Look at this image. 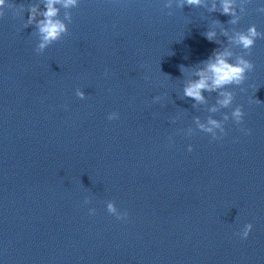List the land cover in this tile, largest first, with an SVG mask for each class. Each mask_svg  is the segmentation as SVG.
I'll use <instances>...</instances> for the list:
<instances>
[{"label": "clouds", "instance_id": "9594fccd", "mask_svg": "<svg viewBox=\"0 0 264 264\" xmlns=\"http://www.w3.org/2000/svg\"><path fill=\"white\" fill-rule=\"evenodd\" d=\"M174 0H166L164 7L172 9ZM248 0H219V7L214 2L208 7L207 0H175V5L183 9L185 6L191 8H206L209 13L219 12L222 15L229 16L227 24L236 26L246 14V4ZM80 0H42V3L30 4L26 9L24 5L17 7L7 0H0V18L4 17L5 9H15L16 15H22L25 11L29 13L25 27L33 26L35 36L38 39L35 51L42 54L48 47L63 39L68 34V25L72 23L71 9L79 7ZM61 9L69 10L61 18ZM257 11L264 13V7L258 8ZM173 13L169 11L167 15ZM213 25L220 26L219 36L226 38L227 43L222 42L218 38V33L214 28H207L202 35L209 41L220 45L213 50L212 54L205 60L200 61L204 67H196L194 75L196 79L189 80L183 87V97L190 98L194 101L193 106L197 104H206L207 99L205 93H216L217 98L215 105L211 106L208 111L210 113H220L222 109L232 108L235 99V93L230 89L241 87L248 78V73L255 70V64L248 58L251 56L257 39H264V32L257 29L256 25H250L246 30H235L233 35L229 34V30L217 19L213 21ZM229 45L241 49L239 54L229 50ZM180 69L185 68L184 65L179 66ZM107 70L105 75H107ZM75 95L83 100L86 98L84 91L76 89ZM161 97H155V101H159ZM218 105L219 107H217ZM245 112L242 105L232 108L230 114L225 112L222 119L208 116L206 122H201L199 117H194V123L197 130L210 134L212 140H220L227 135L225 123L231 119L237 125L243 123ZM119 118L117 112L109 113L108 120H116ZM175 122V121H173ZM246 134H251V129H242ZM188 135H192V130H188ZM171 139V138H170ZM189 152L193 151L192 145L188 146ZM85 204L91 203L90 197H85ZM106 210L110 215L115 216L117 220L126 221L128 212L120 211L115 201L106 202ZM95 208L89 209V214L94 215ZM253 230V224L247 223L243 229L234 233L240 239H247Z\"/></svg>", "mask_w": 264, "mask_h": 264}]
</instances>
